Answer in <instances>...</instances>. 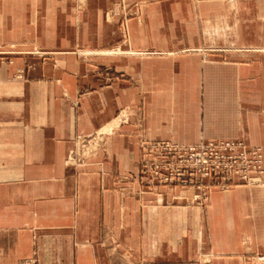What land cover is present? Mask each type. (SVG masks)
I'll return each mask as SVG.
<instances>
[{
  "label": "crops",
  "instance_id": "1",
  "mask_svg": "<svg viewBox=\"0 0 264 264\" xmlns=\"http://www.w3.org/2000/svg\"><path fill=\"white\" fill-rule=\"evenodd\" d=\"M0 49V264H264V185L202 209L139 178L143 139L264 156V0H0Z\"/></svg>",
  "mask_w": 264,
  "mask_h": 264
},
{
  "label": "rangeland",
  "instance_id": "2",
  "mask_svg": "<svg viewBox=\"0 0 264 264\" xmlns=\"http://www.w3.org/2000/svg\"><path fill=\"white\" fill-rule=\"evenodd\" d=\"M13 53L14 50L0 49V66L11 62ZM114 131L112 122H109L89 134L79 135L67 162L73 166L86 165L104 149L108 136ZM99 133L102 136L97 139ZM155 143L165 144L159 146ZM165 145L194 147V150H169ZM139 178L151 194L161 195L162 187L169 193L174 189L191 191L190 197L185 194L175 198L205 209L212 189L264 185L263 149L259 144L237 138L203 139L193 144L143 139L140 142ZM257 259L264 260V255L257 256Z\"/></svg>",
  "mask_w": 264,
  "mask_h": 264
},
{
  "label": "built area",
  "instance_id": "3",
  "mask_svg": "<svg viewBox=\"0 0 264 264\" xmlns=\"http://www.w3.org/2000/svg\"><path fill=\"white\" fill-rule=\"evenodd\" d=\"M101 136H102V134L99 133L98 136H97V139H98V138H101ZM164 144H165V143H155L154 145L163 146ZM165 148H166V149H169V150H185V149H192V150H194V149H193L194 147L184 148V147H174V146H172V145H165ZM72 154H73V156H75V155H74V152H73ZM70 159L75 161L74 157H71Z\"/></svg>",
  "mask_w": 264,
  "mask_h": 264
}]
</instances>
